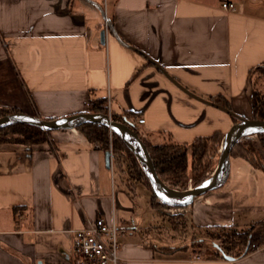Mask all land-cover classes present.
I'll return each mask as SVG.
<instances>
[{
	"label": "crops",
	"instance_id": "1",
	"mask_svg": "<svg viewBox=\"0 0 264 264\" xmlns=\"http://www.w3.org/2000/svg\"><path fill=\"white\" fill-rule=\"evenodd\" d=\"M94 1L120 39L86 0H0V107L63 118L111 96L117 114L145 118L134 126L154 143L229 131L232 115L190 96L148 56L190 91L223 96L234 113L254 117L250 70L264 64V0ZM48 135L33 145L0 143V264H74L73 231L100 216L126 227L123 264H264V245L196 259L186 238L159 232L165 221L152 190L125 166L114 157L108 165L80 129ZM230 159L220 187L170 208H189L194 229L264 221V171Z\"/></svg>",
	"mask_w": 264,
	"mask_h": 264
},
{
	"label": "trees",
	"instance_id": "2",
	"mask_svg": "<svg viewBox=\"0 0 264 264\" xmlns=\"http://www.w3.org/2000/svg\"><path fill=\"white\" fill-rule=\"evenodd\" d=\"M253 75L252 81V106L253 115L255 118H260L264 120V90L260 88V85L264 84V64L255 66L250 70ZM210 99L220 105H224L228 109H231L229 101L222 97H210ZM106 99H96L93 101V108L88 112L95 113H107V105H105ZM20 109H7L0 110V116L7 115L11 112H21ZM130 116L120 115L114 110L112 114V119L118 122L127 123L136 132L139 133L142 140L144 141L146 147H148L149 153L152 160L154 161L157 174L161 179L167 184L175 188H189L187 181L189 178V170L195 172L193 174V184L203 182L205 179L210 177L213 172V167L210 164L214 158L219 155V152L223 146V140L225 132L217 130L209 136L196 137L195 140L191 142H177L173 138H166L164 142L154 143L151 142L150 138L140 132L134 126L133 117L137 115L136 113ZM233 117V116H232ZM234 121L237 119L233 117ZM80 129L83 134L94 144L97 143L106 152H109L112 148L113 157L120 167L125 166L128 175L136 179L137 181H142L150 190H152L150 179L146 174L144 168L141 165L134 150L129 147L125 140L121 137L119 133L115 130L110 129L106 125L99 123L86 122L77 128ZM48 134L50 132L43 130L39 126H35L29 123H8L6 126L0 127V143H19L33 145L48 139ZM259 143L254 141H248V137L238 140L236 145L231 151L230 156L232 157H242L249 161L255 167L264 171V158L261 155L262 150H264V132L256 134ZM111 147H109V143ZM118 154V157H117ZM125 156L126 159L122 161V157ZM207 170L209 172H207ZM207 172V174H206ZM152 204L155 208H182L188 206L177 207L171 204L163 203L152 190ZM190 206V205H189ZM229 241V242H228ZM228 254L234 257H241L251 251L253 244L264 245V221H256L248 227H240L237 229L234 227L232 229V234L227 240ZM187 246V245H186ZM164 251L169 253L173 251L172 248L164 247Z\"/></svg>",
	"mask_w": 264,
	"mask_h": 264
},
{
	"label": "water",
	"instance_id": "3",
	"mask_svg": "<svg viewBox=\"0 0 264 264\" xmlns=\"http://www.w3.org/2000/svg\"><path fill=\"white\" fill-rule=\"evenodd\" d=\"M87 2H91L95 4L101 11L103 8L100 4L96 3L94 0H86ZM105 14V12L103 11ZM105 18H107L108 27L111 29L112 33H114L117 38H119L117 32H115L111 19L108 18L105 14ZM120 39V38H119ZM148 60H151L156 66L180 88H182L186 93L190 96L195 97L201 102L206 104H211L222 111H226L228 114L232 115L237 119L229 131L225 133L223 146L220 150V154L218 157V163L213 170L210 177L205 179L203 182L197 184L196 186L189 187L186 189H178L170 186L168 183L166 184L161 177L157 174L154 161L151 158L148 147H146L144 141L138 132L135 131L131 126L124 122H118L114 119L110 118L107 114L102 113H91V112H80L79 114L68 115L63 118H50L44 119L40 116L26 113L24 111L21 112H11L7 113V115L0 116V127L6 126L8 123H29L33 125H37L45 131L51 132L53 130H65V129H77L79 125L90 122V123H99L102 125H106L112 130H115L117 133L121 135V137L125 140L126 144L131 147L136 153L139 161L141 162L142 167L144 168L146 174L150 179V184L152 190L155 192L157 197L166 204H171L173 206L182 207L192 205L196 200V197L201 196L210 192V190L217 189L220 187L227 175L230 167V154L238 140H241L245 137H250L254 134L264 132V120L260 118H246L242 115L234 113L232 110L228 109L224 105H220L211 99L203 98L197 95L195 92L190 91L189 89L182 86L178 83L170 74H168L165 69L157 63V61L152 58L146 56ZM111 150L107 152V162L108 165L110 162ZM228 257H231L228 255Z\"/></svg>",
	"mask_w": 264,
	"mask_h": 264
},
{
	"label": "built area",
	"instance_id": "4",
	"mask_svg": "<svg viewBox=\"0 0 264 264\" xmlns=\"http://www.w3.org/2000/svg\"><path fill=\"white\" fill-rule=\"evenodd\" d=\"M222 7L226 10L234 11L237 7L236 1H223ZM107 105V115L112 118L113 106L111 96L105 102ZM133 121L144 123L145 118L140 115L133 117ZM96 146L99 144L95 143ZM113 158L111 151L110 159ZM173 212V211H172ZM126 232V227L116 220L107 222L103 216L96 218L94 222H89L82 229L73 231V251L74 264H123L120 256V238ZM263 245L253 244L251 251L259 250ZM224 255H227L224 254ZM196 259L201 258V254L196 255Z\"/></svg>",
	"mask_w": 264,
	"mask_h": 264
},
{
	"label": "rangeland",
	"instance_id": "5",
	"mask_svg": "<svg viewBox=\"0 0 264 264\" xmlns=\"http://www.w3.org/2000/svg\"><path fill=\"white\" fill-rule=\"evenodd\" d=\"M7 109H15V108H3L0 107V110H7ZM18 109V108H17ZM248 141L256 142L258 144L259 140L256 134L248 137ZM111 142L109 143V147H111ZM112 150V148H111ZM220 154V152H219ZM262 157L264 158V150L261 152ZM118 157V154H117ZM218 157L217 155L214 160L211 162L210 166L211 168L215 169L217 163H218ZM126 159L125 156L122 157V161ZM195 172H198V170ZM195 172H191L189 170V178L187 181V185L189 187H193V174ZM207 172H209L207 170ZM206 172V174H207ZM181 189V188H178ZM185 189V188H182ZM181 189V190H182ZM189 207V206H188ZM183 209V208H182ZM181 209V210H182ZM161 217L163 218L164 224L161 225V232L164 237H167L168 235H173V237H176L177 242H183L184 238H186L189 241V246L195 247L196 248V254L200 252L201 257L203 256H219L222 254H226L228 250L226 249L227 240L230 238V235L232 234V229L236 227L237 229H240V227H248L246 225H234V224H226V225H221V224H215L211 226H202V227H197L194 229L192 225V221L190 218V209L188 210H182L179 211L178 209L174 210L172 213V210L170 208L165 209L161 208ZM200 239H197V238ZM204 239H202V238ZM197 239V241H196ZM229 242V241H228Z\"/></svg>",
	"mask_w": 264,
	"mask_h": 264
}]
</instances>
